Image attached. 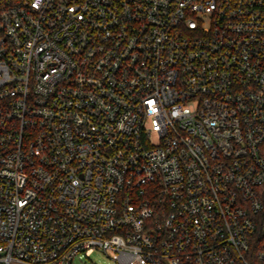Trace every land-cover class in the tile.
<instances>
[{"label": "built area", "instance_id": "1", "mask_svg": "<svg viewBox=\"0 0 264 264\" xmlns=\"http://www.w3.org/2000/svg\"><path fill=\"white\" fill-rule=\"evenodd\" d=\"M264 264V0H0V264Z\"/></svg>", "mask_w": 264, "mask_h": 264}, {"label": "rangeland", "instance_id": "2", "mask_svg": "<svg viewBox=\"0 0 264 264\" xmlns=\"http://www.w3.org/2000/svg\"><path fill=\"white\" fill-rule=\"evenodd\" d=\"M111 257L112 253L110 251L103 252L102 250L91 248L80 259L76 258L74 264H114Z\"/></svg>", "mask_w": 264, "mask_h": 264}]
</instances>
